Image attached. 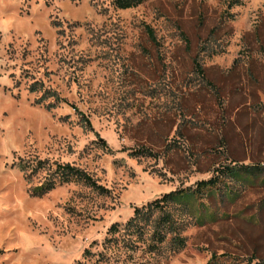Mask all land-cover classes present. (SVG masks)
I'll use <instances>...</instances> for the list:
<instances>
[{
  "label": "rangeland",
  "instance_id": "rangeland-1",
  "mask_svg": "<svg viewBox=\"0 0 264 264\" xmlns=\"http://www.w3.org/2000/svg\"><path fill=\"white\" fill-rule=\"evenodd\" d=\"M232 1L0 0V264H264V0Z\"/></svg>",
  "mask_w": 264,
  "mask_h": 264
},
{
  "label": "trees",
  "instance_id": "trees-1",
  "mask_svg": "<svg viewBox=\"0 0 264 264\" xmlns=\"http://www.w3.org/2000/svg\"><path fill=\"white\" fill-rule=\"evenodd\" d=\"M143 0H113L114 5L119 7V8H126V7H131L134 6L138 3H140ZM232 2H237L236 0H233ZM145 31L148 35V37L152 40H154V34L148 25L144 26ZM194 66L197 69V71L202 75V68L197 60L194 59ZM80 119L82 123L90 128V121L87 116H85L82 112H79ZM146 151H141L140 153L145 154ZM131 154H136V153H131ZM244 168V171H249L253 172V170L257 167H248V165L244 164L241 166H234L231 163L229 165L223 164L218 167L217 173L206 178V179H200L195 182V185L193 187L186 186V187H180V188H175L172 190H169L167 192H164L160 197L154 198L153 200L149 201L146 206H155V207H160L164 202L167 200L170 201H175L177 203H187L190 197H196L199 195L200 191L204 189H211L214 187L216 182L219 180L218 178L223 175H229V176H234V177H242L243 174L241 175L240 171ZM54 174L55 176L50 177L43 185L44 186H52L56 182H62V181H67V180H81L87 184H90L94 187L100 188V185L96 183L95 180L92 179V177L85 172L84 170L78 168L75 165H71L68 163L65 164H56L55 169H54ZM139 211L138 207H135L133 209V216L130 217L126 223H129L133 220V218L136 216V213ZM164 220H166V223L169 224V216L168 214L163 215ZM167 216V217H165ZM169 226V225H167ZM114 227V224L112 223L110 225V228ZM117 229H108L109 232L113 233ZM170 229H154L151 234V240L147 243L148 246H152L154 243L159 242L163 240V237L165 235V232L169 231ZM173 238L172 240H175L179 244L182 243V237L178 236L177 234L172 235ZM108 239V238H106Z\"/></svg>",
  "mask_w": 264,
  "mask_h": 264
}]
</instances>
